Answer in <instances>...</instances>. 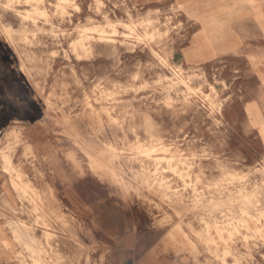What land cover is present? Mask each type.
Segmentation results:
<instances>
[{
  "label": "rangeland",
  "instance_id": "374dc122",
  "mask_svg": "<svg viewBox=\"0 0 264 264\" xmlns=\"http://www.w3.org/2000/svg\"><path fill=\"white\" fill-rule=\"evenodd\" d=\"M184 2L0 0V264H264L252 80Z\"/></svg>",
  "mask_w": 264,
  "mask_h": 264
},
{
  "label": "crops",
  "instance_id": "0c3cea01",
  "mask_svg": "<svg viewBox=\"0 0 264 264\" xmlns=\"http://www.w3.org/2000/svg\"><path fill=\"white\" fill-rule=\"evenodd\" d=\"M193 32L184 48L187 64L243 60L252 85L244 102L250 129L264 144V0H185Z\"/></svg>",
  "mask_w": 264,
  "mask_h": 264
}]
</instances>
